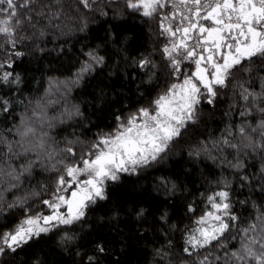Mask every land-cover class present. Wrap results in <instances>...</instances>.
I'll use <instances>...</instances> for the list:
<instances>
[{"label": "trees", "instance_id": "trees-1", "mask_svg": "<svg viewBox=\"0 0 264 264\" xmlns=\"http://www.w3.org/2000/svg\"><path fill=\"white\" fill-rule=\"evenodd\" d=\"M89 2L90 7L84 8L80 0H36L32 12L34 21H39L36 29L28 24L19 29L15 49L0 35V62L7 61L13 51L23 53L11 55L13 66L4 69L19 74V84L0 82V99L9 102L7 111H0V167L11 165L19 171L26 163L32 165L21 177L19 187L4 193L6 201L27 197L25 207H41L40 201L48 198L63 171L58 161H75L89 151L99 132L115 124V114H126L146 104L173 82L162 53L167 40L160 29V16L171 12L170 5L148 18L129 9L126 0ZM37 11L44 15L37 17ZM89 52L102 56L103 63L73 84L66 95L67 106H77L81 115L62 118L47 129L55 150L53 158L41 159L36 153L15 156V142L20 139L15 129L21 119L31 115L36 101L44 99L51 82L76 79ZM142 57L152 60L155 67H137ZM188 66L194 67L185 63L182 70ZM261 77L264 65L238 72L229 87L220 91L214 105L202 101L196 123L181 132L161 159L136 174L124 173L118 181L109 182L108 199L92 205L84 220L71 226L73 241L62 242V228L23 250L1 256L0 264H196L197 258L184 252L185 238L208 210L209 196L228 186L233 211L239 216L236 231L247 227L258 215L257 209L264 208V191L259 184L253 180L250 186H241L238 173L229 167L228 162L235 163L233 150L224 148L221 152L212 147L226 128L231 125L235 131L244 119L239 112L245 102L237 85L247 82L249 90L260 92ZM66 104L57 108L61 109L58 113ZM247 119L255 125L260 116L254 112ZM10 144L13 152H9ZM205 144L209 151L196 155L195 150ZM67 147L73 149L75 157L61 151ZM240 159L245 174H260L264 160L259 154H242ZM161 178L170 182L169 188L175 184V189L161 187ZM189 207L195 211L190 212ZM11 213L6 210L0 224L23 216L18 208ZM228 245L233 251L239 247L238 241H228Z\"/></svg>", "mask_w": 264, "mask_h": 264}, {"label": "snow or ice", "instance_id": "snow-or-ice-1", "mask_svg": "<svg viewBox=\"0 0 264 264\" xmlns=\"http://www.w3.org/2000/svg\"><path fill=\"white\" fill-rule=\"evenodd\" d=\"M80 2L84 8L90 7L89 0ZM169 5L171 12L160 16V29L168 41L162 53L173 82L146 104L126 114H115V124L108 131L99 132L89 151L75 161L70 164L58 161L63 164V171L48 198L40 201L41 207H25L27 197L9 202L4 196L5 192L19 187L21 177L30 171L31 164H24L19 171L11 165L7 171L0 167V176L10 180L6 187L0 182V217L6 210L11 213L18 208L23 212L22 217L10 218L7 225L0 224V256L23 250L41 236L62 228V242L73 241L71 226L83 221L92 205L108 199L110 181H118L124 173L136 174L161 159L181 132L190 123H196L202 101L214 105L220 91L229 87L238 72H250L252 65H264V0H126L129 9L148 18L159 15ZM35 6L36 0H0V17H3L0 18V35L6 37L5 42L12 49L16 48L19 29L25 24L36 29L39 21H34L32 15ZM35 15L40 17L44 13L37 11ZM40 35L43 36L42 31ZM11 55L19 57L23 53L13 51L7 61L0 62V82L19 84V74L4 70L13 66ZM86 55L88 59L81 65L76 80L61 82L66 91L69 84L79 83L95 65L103 63L102 56L92 52ZM186 62L194 66L191 73L182 70ZM137 67L148 69L155 65L142 57ZM260 81V92L249 90L245 86L247 82L237 85L245 102L239 112L244 119L235 126V131L231 125L226 128L222 138L212 142V147L221 152L224 148L233 150L235 163H228L238 173L241 186H250L255 180L264 191V165L258 176L250 177L244 173L245 164L240 159L242 154L246 157L252 153L264 160V77ZM53 87L59 90L57 82L53 81L49 92ZM8 103L0 99V111H7ZM51 103L50 100L36 101L31 115L21 119L15 129L20 137L15 142L18 149L15 156L36 153L41 157V151H47L51 140L47 129L54 127L61 117L70 119L81 115L79 108L73 106L60 116L50 117ZM254 112L260 116L255 125L247 119ZM28 137L35 142H27ZM61 151L76 156L71 147ZM201 151H209L206 144L195 150V154ZM9 152H13L11 144ZM53 152H49L47 158H53ZM169 184L166 178H161V187L175 189V184H171V188ZM233 207L227 185L208 197V210L195 221L197 227L189 229L185 238L184 252L196 257V264H264V208L257 209L258 215L247 227L236 231L239 216ZM189 211L195 209L189 207ZM139 214H143L142 209ZM228 241H238L239 247L234 251L229 249ZM98 250L104 251L102 247Z\"/></svg>", "mask_w": 264, "mask_h": 264}, {"label": "rangeland", "instance_id": "rangeland-1", "mask_svg": "<svg viewBox=\"0 0 264 264\" xmlns=\"http://www.w3.org/2000/svg\"><path fill=\"white\" fill-rule=\"evenodd\" d=\"M162 11H163V9H162ZM165 39H166V37H165ZM166 43H168V41H166ZM185 71H188L189 73H191L192 71H194V67L191 68L190 66H188V67L185 68ZM73 80H76V79H73ZM66 81H71V80H61V81H58L57 82V85L59 87V90H57L56 87H53L52 90H51V92H49V89H50V87H49L47 89V91H46V94H45V97H44L43 100H46V101L50 100V101H52V103L49 104V107H48V115L50 117H52V116H60L61 113H63L65 109H71L72 108V105L71 104H70V106H67V104H66V102H67V96L66 95L70 91V87L73 84H69L68 90L66 91L64 89V87H63V84L61 83V82H66ZM63 103L66 104V107H65V109L62 112L58 113L61 109L58 111L57 108L60 107V105H62ZM62 118L63 117H61V119ZM56 122H59V121H56ZM0 258H1V256H0Z\"/></svg>", "mask_w": 264, "mask_h": 264}, {"label": "clouds", "instance_id": "clouds-1", "mask_svg": "<svg viewBox=\"0 0 264 264\" xmlns=\"http://www.w3.org/2000/svg\"><path fill=\"white\" fill-rule=\"evenodd\" d=\"M27 142H33L34 143L35 140L32 137H28L27 138ZM49 152H53V148H52V145H51L50 142L48 143L47 151H41V153H40L41 159L46 158ZM53 154H54V152H53ZM7 170L8 169H5V171H7ZM0 182H2L5 185H7L10 182V180H9V178L7 176H0Z\"/></svg>", "mask_w": 264, "mask_h": 264}, {"label": "bare ground", "instance_id": "bare-ground-1", "mask_svg": "<svg viewBox=\"0 0 264 264\" xmlns=\"http://www.w3.org/2000/svg\"><path fill=\"white\" fill-rule=\"evenodd\" d=\"M159 23V22H158ZM158 25V24H157Z\"/></svg>", "mask_w": 264, "mask_h": 264}]
</instances>
